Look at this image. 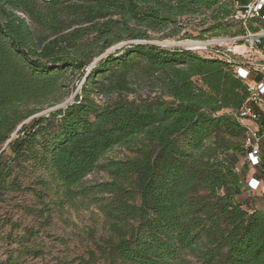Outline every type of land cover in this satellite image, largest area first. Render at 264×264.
<instances>
[{
  "label": "trees",
  "instance_id": "obj_1",
  "mask_svg": "<svg viewBox=\"0 0 264 264\" xmlns=\"http://www.w3.org/2000/svg\"><path fill=\"white\" fill-rule=\"evenodd\" d=\"M233 10L234 0H0V201L28 190L41 217L51 204H94L102 235L84 264H264V195L244 185L250 173L264 180V160L250 167L233 114L247 83L234 62L151 42L204 38L181 36L190 19L239 35ZM74 79L72 101L36 115ZM117 146L134 155L103 161ZM99 170L110 179L88 183ZM33 232L0 231L18 244L1 264L40 256Z\"/></svg>",
  "mask_w": 264,
  "mask_h": 264
},
{
  "label": "rangeland",
  "instance_id": "obj_2",
  "mask_svg": "<svg viewBox=\"0 0 264 264\" xmlns=\"http://www.w3.org/2000/svg\"><path fill=\"white\" fill-rule=\"evenodd\" d=\"M188 27L181 33V36L187 32L194 37L203 36L204 38L197 39H181L168 38L159 39L161 34H155V39L151 42L161 47H188L186 41L198 42L206 44L207 49H199L202 54L209 53L214 49V41L224 40L223 46L226 47V40L232 38L231 35L213 36L204 30L206 26L198 25L197 20H186ZM122 42L109 51H114L126 44ZM196 46V45H195ZM192 47V46H190ZM77 83L75 90L63 102L58 105L44 108L40 114L48 113L56 108L66 105L72 101L77 91L81 87L76 79L72 84ZM29 120H26L27 124ZM134 151L128 146H117L110 150L104 157L103 161L112 159H126L132 157ZM243 161V159H241ZM110 179V175L106 171H96L90 174L86 181L88 183L106 181ZM33 178H28L25 181L26 185L40 189L39 185H35ZM247 188V184H245ZM47 198V197H46ZM51 198H47L50 200ZM42 206L38 203L35 195L28 191L12 193L5 197V200L0 201V231L4 235L12 234L14 237H20L25 234L28 229H33L28 243L31 246L42 250V254L35 258L29 257V264H84L79 260L81 256L86 257L88 247L93 246L94 242L99 240L102 235V216L94 204L76 206L64 205L61 211L51 204L49 210L45 212V216L41 217L30 209H40ZM9 240H0V264L6 258L7 252L18 244H9Z\"/></svg>",
  "mask_w": 264,
  "mask_h": 264
},
{
  "label": "built area",
  "instance_id": "obj_3",
  "mask_svg": "<svg viewBox=\"0 0 264 264\" xmlns=\"http://www.w3.org/2000/svg\"><path fill=\"white\" fill-rule=\"evenodd\" d=\"M232 18L244 31L226 40L214 41V49L207 53L235 63L236 75L248 85L249 96L243 105L233 112L244 125L246 160L254 169L264 160V0H234ZM187 49H207V45L186 41ZM196 45V46H195ZM247 189L257 195L264 193V180L252 173L245 181Z\"/></svg>",
  "mask_w": 264,
  "mask_h": 264
},
{
  "label": "crops",
  "instance_id": "obj_4",
  "mask_svg": "<svg viewBox=\"0 0 264 264\" xmlns=\"http://www.w3.org/2000/svg\"><path fill=\"white\" fill-rule=\"evenodd\" d=\"M251 174H252V173L249 174V176L247 177V179H249V177H250ZM247 179H246V180H247ZM247 191L250 192L248 189H247ZM257 195H258V196H262V195H264V193H260V194H257Z\"/></svg>",
  "mask_w": 264,
  "mask_h": 264
},
{
  "label": "water",
  "instance_id": "obj_5",
  "mask_svg": "<svg viewBox=\"0 0 264 264\" xmlns=\"http://www.w3.org/2000/svg\"><path fill=\"white\" fill-rule=\"evenodd\" d=\"M22 127V125L18 128V130Z\"/></svg>",
  "mask_w": 264,
  "mask_h": 264
}]
</instances>
